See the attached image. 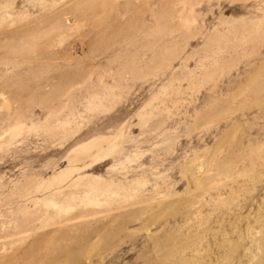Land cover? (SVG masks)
<instances>
[{
  "label": "rangeland",
  "instance_id": "374dc122",
  "mask_svg": "<svg viewBox=\"0 0 264 264\" xmlns=\"http://www.w3.org/2000/svg\"><path fill=\"white\" fill-rule=\"evenodd\" d=\"M0 264H264V0H0Z\"/></svg>",
  "mask_w": 264,
  "mask_h": 264
}]
</instances>
